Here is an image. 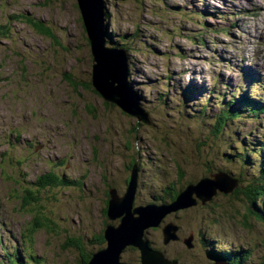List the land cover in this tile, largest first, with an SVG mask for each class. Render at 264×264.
<instances>
[{"label": "rangeland", "instance_id": "374dc122", "mask_svg": "<svg viewBox=\"0 0 264 264\" xmlns=\"http://www.w3.org/2000/svg\"><path fill=\"white\" fill-rule=\"evenodd\" d=\"M105 1L114 35L136 38L129 71L153 126L138 124L86 87L92 50L77 0H0V264H77L80 251L66 244L69 239L81 238L86 251L102 250L92 239L106 221V192L116 188L123 195L135 163L141 205L169 204L171 187L179 192L219 171L240 179V191L259 179L264 152L249 153L248 161L245 152L264 143V113L262 120H231L219 132L214 123L220 107L210 89L224 93L221 82H229L230 97L249 83L250 98L264 101V87L242 75L255 66L264 78V0L259 6L247 0ZM27 16L42 21L56 39L41 34ZM200 20L208 24L204 29ZM189 86L197 89L191 95ZM52 174L76 183L38 184ZM221 194L230 195L219 192L205 206L166 215L160 226L176 224L181 241L165 245L162 227L149 228L148 245L179 264H205L212 240L244 221L264 222V196L257 202L262 212L249 208L252 215L243 195L236 200L244 204L227 203ZM108 218L107 227L121 220ZM36 221L48 226L33 231ZM191 237L195 250L184 243ZM133 260L134 252L122 251L120 262Z\"/></svg>", "mask_w": 264, "mask_h": 264}, {"label": "water", "instance_id": "95a60500", "mask_svg": "<svg viewBox=\"0 0 264 264\" xmlns=\"http://www.w3.org/2000/svg\"><path fill=\"white\" fill-rule=\"evenodd\" d=\"M92 50L91 85L108 104L116 105L123 112L137 118L144 124L153 126L151 117L140 105L139 95L128 80L127 54L123 49L108 46V24L105 0H77ZM139 167L135 163L126 192L120 195L116 188L109 190L108 216L120 217L118 226L105 230L107 247L96 251L89 264H124L120 262L122 251L128 246L137 247L142 252L141 264H179L169 260L162 250L148 245L146 230L158 227L167 214H172L212 201L216 193L231 194L239 186V181L227 173L219 171L198 182L188 183L169 204L149 203L134 206ZM179 227L173 222L165 223L163 243L179 240ZM191 239L185 240L192 247Z\"/></svg>", "mask_w": 264, "mask_h": 264}, {"label": "trees", "instance_id": "16d2710c", "mask_svg": "<svg viewBox=\"0 0 264 264\" xmlns=\"http://www.w3.org/2000/svg\"><path fill=\"white\" fill-rule=\"evenodd\" d=\"M106 12H107L106 16H107V20H108V18L110 17V13L108 12V10H106ZM29 20H30L29 22L32 21L31 23L33 24V26L41 34L46 35V36L50 37L53 40L56 39V36L52 32V30L49 27L45 26L42 23V21H38V20L35 21L33 19H29ZM108 26H110L109 21H108ZM109 30L110 29H108L107 39H108V42H109L108 44L111 47H114V48H125L127 51H129L130 48H132L131 42L133 40H135L136 38H127V37H125V35H121V36H119V38H117L118 36L114 35V33L111 30L110 31ZM87 38H88V36H87ZM88 42H89V38H88ZM89 45H90V42H89ZM128 62H129V60H128ZM253 71L254 70H248L247 69L245 71L244 79L245 80L250 79V81H253L254 80L253 78L254 77L256 78V76L253 74ZM128 74H129L128 80L130 82L131 87L133 88V90H136L138 92L139 96H140V92L135 87V84L133 82L132 75L130 74V71H128ZM256 81L258 82V79H256ZM260 82L263 83L262 81H260ZM222 85H224V88L226 89V91L224 93H222L221 91H217L214 88L210 89V93L213 92L212 93L213 96H216L215 99H214V103L217 104L218 107H220V112H219L220 114L218 113L219 116H218V118L216 119V121L214 123L215 128L218 129L219 132H222V130L224 129L226 124L229 121L234 120V119H240V118H246L247 117V118H256V119L261 120V116L264 113V101L261 98H250L249 90H248L249 84L247 85V88H246L247 90L246 89H241V91L238 94L232 93L230 97H228L225 94H228V90L232 87V85L230 83H228V82H225V81H223ZM86 87H88L91 90L95 91L93 89L90 81H88L86 83ZM190 87H192V90L190 92V95H191L197 89L194 86H189L188 88H186V91H188ZM237 88H240V87H237ZM202 89H204V88L202 87ZM141 98L142 97L140 96L139 100H140L141 106H142L143 105V101L141 100ZM107 105H108V103H107ZM143 107H145V106L143 105ZM124 113L125 112H123V114ZM124 115H126V113ZM128 116L130 118L133 117L131 115H128ZM133 118H135V117H133ZM137 123L138 124H143V122L139 121L138 119H137ZM137 128H139L138 125L133 128L134 132H135V130ZM246 138H247V135H244V137L242 136V140L240 142L245 144L246 140H247ZM126 147L129 148L127 145H126ZM250 149H252V148H249V150ZM259 149L261 151L264 150V143H262V145L259 147ZM250 151H253V149L250 150ZM258 154H261V153H258ZM246 157L248 159V156H246ZM263 158H264V155H263ZM132 163L127 166L128 168L126 167V170H130L131 169ZM258 168H260V171H257L258 172L257 173V178H259V179H256L257 181H254L253 183L249 184V187L245 188L243 191H240V190L237 189V190H235V192L231 193L230 195H222L221 194L220 198L222 200H224L225 202L229 203L230 201L233 202V200L238 199V197L241 198V196H239V195H243L244 199L247 200V202H248L246 204L248 206H250V207H246L247 213L252 214V212L250 211L249 208L254 209V211H255V209H257L258 211L262 212L263 209L259 208L260 205H258L257 202H258L259 198L264 196V161L260 162V164L258 165V167L256 169H258ZM182 176L183 175H181V177ZM73 183H74V180H69V179L65 178L64 176L62 178H60V177L52 174V175H48V178L44 177V182L40 181L38 184H40L41 187H46V186H50V185H52V186H54V185L65 186V185H69V184H73ZM171 190H172V193H167V195L169 196V198L171 200H173L174 198H176V195L178 194V192H176V190L173 187H171ZM106 198H107V200H106L107 203H106L105 207L102 209V210H104L103 214L105 215V217H104V219L106 220L105 224L102 227L101 232H99V234H97L95 236V238L92 239V244L95 242L94 244L98 247V249H100V248L104 249V248L107 247V241H106V239L104 237V233L103 232H104V229H106V227L108 226L107 223H109V221H108L109 218L107 216V209H108L107 205H108V198H109L108 191L106 193ZM157 200H158V198H157ZM171 200H169V201H171ZM213 201L215 202L216 199H214ZM236 201H240L242 204H244V202H245V201H241L240 199L236 200ZM214 202L213 203L211 202L209 205H214ZM216 203L219 204L217 201H216ZM209 205H207V206H209ZM219 205L221 206V205H224V204L222 203V204H219ZM228 212H232V211H228ZM260 212H258V213H260ZM245 216H248V215L244 214V217ZM244 222H242L241 224H250V223H246L247 221H244ZM43 225L48 226L47 224L43 223L42 221L41 222L40 221H36L35 225H33L31 227V229L33 231H37L39 229V227H41ZM66 244H68L70 246L73 245V247H75V249H78V251H80V253H78L79 257H78V263L77 264H89L90 263L94 251H86L85 246L83 245V242H82L81 238L80 239H75V241L73 239H69ZM4 248H6V247H4ZM31 258H32L33 261H36V263L40 262V260L38 258H36L35 256H33V255H31ZM17 260H18V258H17Z\"/></svg>", "mask_w": 264, "mask_h": 264}, {"label": "flooded vegetation", "instance_id": "af4514ba", "mask_svg": "<svg viewBox=\"0 0 264 264\" xmlns=\"http://www.w3.org/2000/svg\"><path fill=\"white\" fill-rule=\"evenodd\" d=\"M128 179L129 178H126L125 180V186ZM139 185H140V180L138 174V183L135 194L134 206H139L142 203L136 201L139 193ZM117 190L119 194L122 193L120 189ZM106 203L107 201L105 202V204ZM174 214L175 213L169 214V216L167 217H171ZM237 225H240V227L236 228V230L233 233L228 234L225 232L224 234L226 235V237L216 241L213 244L212 249L209 250V254L207 256L208 260H206L205 264H264V222L257 221L256 223L253 224H237ZM160 227L162 226L151 229L158 230ZM240 230L241 233L239 232ZM148 232L146 235V240L148 243L149 242L153 243L151 240L148 239ZM238 233L241 235V237L234 236V235H238ZM198 237H199L198 241L199 242L202 241L201 244L207 242L204 241L203 239L204 237H202L201 234ZM161 238H162V231H161ZM178 241H181V237H179ZM197 245L198 242L194 243L193 246L189 248L191 250L192 249L195 250ZM153 248H157V246L154 245ZM213 248H215L217 251H214ZM126 250L132 251L136 254V260L135 261L133 260V262L129 261L130 264H141V255L137 248L128 246L124 250V252ZM123 259L125 260L124 257L122 258V260Z\"/></svg>", "mask_w": 264, "mask_h": 264}, {"label": "bare ground", "instance_id": "6f19581e", "mask_svg": "<svg viewBox=\"0 0 264 264\" xmlns=\"http://www.w3.org/2000/svg\"><path fill=\"white\" fill-rule=\"evenodd\" d=\"M250 4H252V5H254V6H256V5H261V1L260 0H247ZM246 5V4H245ZM248 5V4H247ZM263 8V7H262ZM226 9V8H225ZM249 9V8H248ZM252 10V9H251ZM256 13V12H255ZM256 15H258V14H256ZM260 16V15H259ZM258 16V17H259ZM244 18V17H243ZM242 19V18H241ZM247 20V19H246ZM250 20V19H249ZM234 22V21H233ZM238 23V22H237ZM243 23V22H242ZM256 24H258V23H256ZM240 28V27H239ZM260 30V29H259ZM241 32V31H240ZM264 31H262V33H263ZM263 36H264V34H263ZM231 44V43H230ZM233 44V43H232ZM259 44H261V43H259ZM227 45V44H226ZM228 46V45H227ZM232 46V45H231ZM231 48V47H230ZM240 51V50H239ZM236 53V52H235ZM241 53V52H240ZM250 53V52H249ZM226 54V53H225ZM247 54V53H246ZM250 55V54H249ZM242 56V55H241ZM252 57V56H251ZM256 57V56H255ZM253 58V57H252ZM261 58V57H260ZM263 58V57H262ZM261 58V59H262ZM256 60V59H255ZM263 61V60H262ZM221 66V65H220ZM221 68V67H220ZM209 72V71H208ZM257 76V75H256ZM210 77V76H209ZM231 94V93H230ZM139 100V99H138ZM141 105V104H140ZM228 113V112H227ZM251 115V114H250ZM257 131V130H256ZM159 227V226H158ZM15 228V227H14ZM13 231V230H12ZM21 234V233H20ZM124 264H128V263H124Z\"/></svg>", "mask_w": 264, "mask_h": 264}]
</instances>
